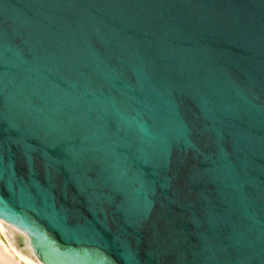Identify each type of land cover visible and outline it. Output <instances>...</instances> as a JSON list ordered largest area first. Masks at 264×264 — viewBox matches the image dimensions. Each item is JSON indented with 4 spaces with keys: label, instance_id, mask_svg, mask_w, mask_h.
<instances>
[{
    "label": "water",
    "instance_id": "obj_1",
    "mask_svg": "<svg viewBox=\"0 0 264 264\" xmlns=\"http://www.w3.org/2000/svg\"><path fill=\"white\" fill-rule=\"evenodd\" d=\"M0 220L43 264H264V0H0Z\"/></svg>",
    "mask_w": 264,
    "mask_h": 264
},
{
    "label": "bare ground",
    "instance_id": "obj_2",
    "mask_svg": "<svg viewBox=\"0 0 264 264\" xmlns=\"http://www.w3.org/2000/svg\"><path fill=\"white\" fill-rule=\"evenodd\" d=\"M0 264H43L22 230L0 220Z\"/></svg>",
    "mask_w": 264,
    "mask_h": 264
}]
</instances>
